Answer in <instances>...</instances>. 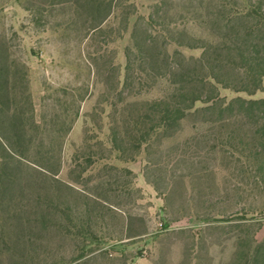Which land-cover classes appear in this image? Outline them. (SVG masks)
<instances>
[{
	"label": "rangeland",
	"instance_id": "rangeland-1",
	"mask_svg": "<svg viewBox=\"0 0 264 264\" xmlns=\"http://www.w3.org/2000/svg\"><path fill=\"white\" fill-rule=\"evenodd\" d=\"M43 1L0 0L5 114L21 117L32 139L27 158L11 155L0 116V194L11 195L0 199V264H227L239 239L262 241L264 194L228 164L217 131L189 118L173 138L140 149L129 137L109 140L111 117L123 109L116 88L132 27L152 2L122 0L91 32L74 6L36 13ZM220 95L261 99L264 90ZM48 158L58 173L36 164Z\"/></svg>",
	"mask_w": 264,
	"mask_h": 264
},
{
	"label": "trees",
	"instance_id": "trees-1",
	"mask_svg": "<svg viewBox=\"0 0 264 264\" xmlns=\"http://www.w3.org/2000/svg\"><path fill=\"white\" fill-rule=\"evenodd\" d=\"M121 1L44 0L35 10L42 14L58 4L74 6L77 18L89 16L90 31L95 32ZM150 1L149 16L138 17L132 27L124 78L116 88L122 113L119 118L108 115L110 142L117 146L118 140L129 137L140 149L161 136L173 138L193 118L196 128L204 125L217 131L216 140L229 146L228 164L249 179L252 190L264 194V98L238 96L228 101L220 95L221 89L249 96L264 90V0ZM129 8L135 10L122 13L123 26L136 14L134 3ZM184 50L201 53L186 55ZM9 72L8 66L0 67V116L7 122L2 137L7 142L10 135L14 139L5 145L11 155L27 158L32 139L27 144L21 117L5 114L11 103ZM51 162L48 158L36 164L58 173ZM8 192L2 191L0 199L10 197ZM238 241L227 264H264V239Z\"/></svg>",
	"mask_w": 264,
	"mask_h": 264
},
{
	"label": "built area",
	"instance_id": "built-area-1",
	"mask_svg": "<svg viewBox=\"0 0 264 264\" xmlns=\"http://www.w3.org/2000/svg\"><path fill=\"white\" fill-rule=\"evenodd\" d=\"M261 218L264 219V211L261 214Z\"/></svg>",
	"mask_w": 264,
	"mask_h": 264
}]
</instances>
